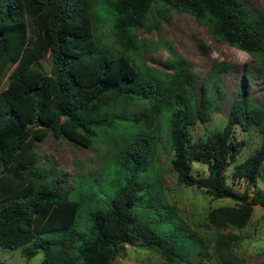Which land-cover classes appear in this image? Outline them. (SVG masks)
<instances>
[{
	"label": "trees",
	"instance_id": "trees-1",
	"mask_svg": "<svg viewBox=\"0 0 264 264\" xmlns=\"http://www.w3.org/2000/svg\"><path fill=\"white\" fill-rule=\"evenodd\" d=\"M247 2L0 0V248H23L29 259L43 250L41 264H114L127 246L138 244L160 251L164 260L158 264L212 258L204 238L162 192L155 164L162 150L173 154L180 184L236 203L210 212L213 227L245 228L254 207L264 208V195L249 196L263 175L264 144L235 167L233 177L247 185L243 193L228 185L225 173L240 153L235 128L259 127L264 134V102L253 104L242 90L222 132L191 145L190 128L220 110L221 72L228 65L214 62L199 97L190 62L167 44L173 72L148 66L138 31L160 30L161 17L172 10L189 13L217 41L263 68L264 11ZM95 22L113 28L110 43L98 36ZM263 75L256 68L246 73ZM50 133L87 148L105 143L109 161L100 175L79 178L64 191L61 178L43 170L35 152ZM194 161L208 165V177L193 176ZM238 239L218 238L220 264H249L233 252Z\"/></svg>",
	"mask_w": 264,
	"mask_h": 264
},
{
	"label": "rangeland",
	"instance_id": "rangeland-1",
	"mask_svg": "<svg viewBox=\"0 0 264 264\" xmlns=\"http://www.w3.org/2000/svg\"><path fill=\"white\" fill-rule=\"evenodd\" d=\"M248 7L264 11V0H248ZM160 30L147 33L138 31V41L145 51V60L148 66L166 72H173L169 66L171 56L166 48L170 44L177 54L184 57L191 64L195 74L194 90L201 96V87L204 77L214 62L228 65L221 72V86L225 97L220 100V110L211 114L207 123H197L190 128V144L205 142L209 137L221 133L224 129L234 102L241 98V91L249 97L253 104L264 102V75L262 77H246V73L256 69H264L263 65L256 62L250 55L239 51L228 43L217 41L209 32L208 27L201 23L194 15L171 11L170 17H161ZM105 23V22H103ZM103 23H94L98 36L104 43H110L107 38L113 28H106ZM45 67L51 65L49 58L42 60ZM15 66L11 67L2 81V88H6ZM165 140V135L162 141ZM234 141L240 146V153L226 171V182L234 190L243 193L247 185L244 180L233 177L235 167L243 163L250 155L261 149L264 144L263 130L259 127L243 131L240 126L235 128ZM39 158V165L43 170L55 171L61 178L60 187L67 191L73 188L79 178L100 175L110 155V147L105 143L95 142L87 148L78 146L66 138L57 139L50 133L42 142L35 146ZM173 154L161 151L155 160L158 166V175L163 194L169 206L176 215L184 221L206 241L212 258L197 259L195 264H220L215 246L219 237L226 234L238 236V242L233 246L234 254L249 264L264 263V208L255 206L250 222L245 228L227 227L218 229L209 223V214L212 210L231 206L236 203L232 200H214L205 191L196 187H188L178 182L173 171L171 160ZM192 174L196 178L209 176V168L203 161H194ZM264 175V166H263ZM262 175V176H263ZM262 176L257 179L256 187L250 188L249 196L264 195ZM98 184V181H94ZM23 248L6 250L0 248V264H41L44 258L43 250L29 259ZM164 257L156 249L138 244L135 247L127 246L123 256L118 257L114 264H158Z\"/></svg>",
	"mask_w": 264,
	"mask_h": 264
}]
</instances>
